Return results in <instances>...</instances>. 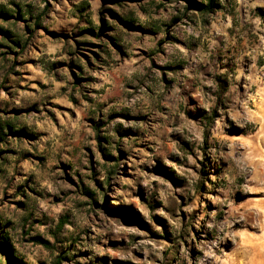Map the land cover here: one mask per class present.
I'll return each instance as SVG.
<instances>
[{"label":"clouds","instance_id":"9594fccd","mask_svg":"<svg viewBox=\"0 0 264 264\" xmlns=\"http://www.w3.org/2000/svg\"><path fill=\"white\" fill-rule=\"evenodd\" d=\"M0 264H264V0H0Z\"/></svg>","mask_w":264,"mask_h":264}]
</instances>
